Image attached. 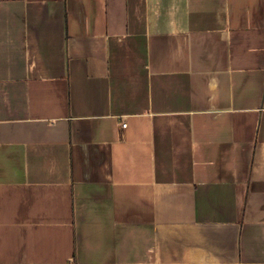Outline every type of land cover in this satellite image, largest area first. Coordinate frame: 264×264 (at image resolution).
Segmentation results:
<instances>
[{
	"label": "crops",
	"instance_id": "0c3cea01",
	"mask_svg": "<svg viewBox=\"0 0 264 264\" xmlns=\"http://www.w3.org/2000/svg\"><path fill=\"white\" fill-rule=\"evenodd\" d=\"M0 264H264V0H0Z\"/></svg>",
	"mask_w": 264,
	"mask_h": 264
},
{
	"label": "built area",
	"instance_id": "2783aa9c",
	"mask_svg": "<svg viewBox=\"0 0 264 264\" xmlns=\"http://www.w3.org/2000/svg\"><path fill=\"white\" fill-rule=\"evenodd\" d=\"M122 128L123 129L127 128V123L125 121L122 123Z\"/></svg>",
	"mask_w": 264,
	"mask_h": 264
}]
</instances>
